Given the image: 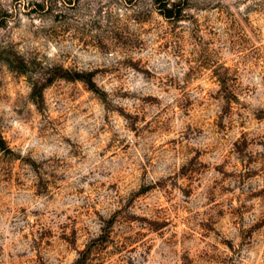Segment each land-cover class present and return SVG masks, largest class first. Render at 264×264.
<instances>
[{"label": "rangeland", "instance_id": "obj_1", "mask_svg": "<svg viewBox=\"0 0 264 264\" xmlns=\"http://www.w3.org/2000/svg\"><path fill=\"white\" fill-rule=\"evenodd\" d=\"M0 264H264V0H0Z\"/></svg>", "mask_w": 264, "mask_h": 264}, {"label": "trees", "instance_id": "obj_2", "mask_svg": "<svg viewBox=\"0 0 264 264\" xmlns=\"http://www.w3.org/2000/svg\"><path fill=\"white\" fill-rule=\"evenodd\" d=\"M166 16L167 17H170V13L171 11L166 9ZM64 72V71H63ZM66 73V74H65ZM65 73H61L60 74H56L55 77H62V78H65L67 80H81V81H85L87 78H85L86 76L82 75V74H79V73H75L74 76H71L70 74H68L67 71H65Z\"/></svg>", "mask_w": 264, "mask_h": 264}]
</instances>
